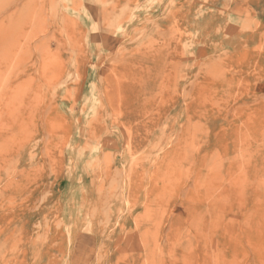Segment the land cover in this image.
Segmentation results:
<instances>
[{
  "label": "rangeland",
  "instance_id": "1",
  "mask_svg": "<svg viewBox=\"0 0 264 264\" xmlns=\"http://www.w3.org/2000/svg\"><path fill=\"white\" fill-rule=\"evenodd\" d=\"M0 21V264H264V0Z\"/></svg>",
  "mask_w": 264,
  "mask_h": 264
},
{
  "label": "bare ground",
  "instance_id": "2",
  "mask_svg": "<svg viewBox=\"0 0 264 264\" xmlns=\"http://www.w3.org/2000/svg\"><path fill=\"white\" fill-rule=\"evenodd\" d=\"M2 21H0V23H1ZM1 28V27H0ZM5 30V29H4ZM6 31V30H5ZM3 34V33H2ZM4 36H6V34L4 35ZM1 41H2V38H1ZM1 45L4 47L5 45H4V43L2 44V42L0 43V50L2 49V47H1ZM7 81V80H6ZM17 86V85H16ZM14 91V90H13ZM23 96V95H22ZM17 98V97H16Z\"/></svg>",
  "mask_w": 264,
  "mask_h": 264
}]
</instances>
